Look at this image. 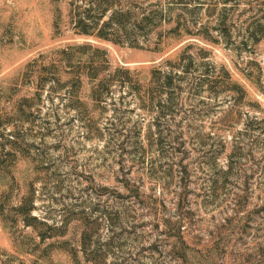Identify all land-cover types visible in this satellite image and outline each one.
<instances>
[{
    "label": "rangeland",
    "instance_id": "rangeland-1",
    "mask_svg": "<svg viewBox=\"0 0 264 264\" xmlns=\"http://www.w3.org/2000/svg\"><path fill=\"white\" fill-rule=\"evenodd\" d=\"M82 1L0 0V264H264V0H141L138 48Z\"/></svg>",
    "mask_w": 264,
    "mask_h": 264
},
{
    "label": "trees",
    "instance_id": "trees-1",
    "mask_svg": "<svg viewBox=\"0 0 264 264\" xmlns=\"http://www.w3.org/2000/svg\"><path fill=\"white\" fill-rule=\"evenodd\" d=\"M80 4L76 5L77 13L71 18L72 26L76 32L115 44L120 43L121 38H124L128 40L127 44L130 47L138 48L140 46L138 36L142 37L145 42L148 41L149 32H152L161 24L158 23L161 21L157 20V18H160L156 17L157 13L153 10L146 11L141 0H131L128 7L121 0H83ZM80 7H82V10H79ZM175 21H178V19H175ZM155 34V42L160 44L163 38L161 31H156ZM79 47L70 45L69 49H85L89 48L90 45L84 44L81 48ZM255 66L256 72L254 74L249 73L246 78H248L250 84L258 89L261 87V75L260 68L256 64ZM121 70L127 71L124 68H121ZM157 71L158 73L161 72V70ZM164 78H170V74L165 73ZM151 80L154 79L151 78ZM213 81L218 86H223V89L230 90L233 94H239L241 97L248 96L247 89L236 79H233L229 71L223 76H215Z\"/></svg>",
    "mask_w": 264,
    "mask_h": 264
}]
</instances>
